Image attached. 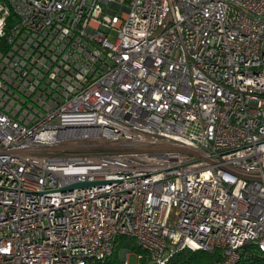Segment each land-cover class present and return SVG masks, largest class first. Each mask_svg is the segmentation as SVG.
I'll list each match as a JSON object with an SVG mask.
<instances>
[{"label": "built area", "instance_id": "1", "mask_svg": "<svg viewBox=\"0 0 264 264\" xmlns=\"http://www.w3.org/2000/svg\"><path fill=\"white\" fill-rule=\"evenodd\" d=\"M123 236L264 256V0H0V264Z\"/></svg>", "mask_w": 264, "mask_h": 264}, {"label": "trees", "instance_id": "2", "mask_svg": "<svg viewBox=\"0 0 264 264\" xmlns=\"http://www.w3.org/2000/svg\"><path fill=\"white\" fill-rule=\"evenodd\" d=\"M123 240H130L134 242L132 239L128 237H117L115 239V249L113 255L111 257V262H116L117 260V247L119 243ZM135 245V244H134ZM134 249L137 253H142V264H148V257L145 253H143L139 248L134 246ZM220 260V252L215 250L213 252L206 251L203 249H189L185 248L175 252L169 259L168 264H215L216 261ZM256 264H264V256L256 258L254 260Z\"/></svg>", "mask_w": 264, "mask_h": 264}, {"label": "rangeland", "instance_id": "3", "mask_svg": "<svg viewBox=\"0 0 264 264\" xmlns=\"http://www.w3.org/2000/svg\"><path fill=\"white\" fill-rule=\"evenodd\" d=\"M133 245H134V242H132L130 240L121 241L119 243V246L117 247V258H119L122 250H127V251H129L128 264H136L137 263V257H136L137 252L134 249Z\"/></svg>", "mask_w": 264, "mask_h": 264}, {"label": "water", "instance_id": "4", "mask_svg": "<svg viewBox=\"0 0 264 264\" xmlns=\"http://www.w3.org/2000/svg\"><path fill=\"white\" fill-rule=\"evenodd\" d=\"M101 181H83V182H76L73 184H70L68 186H65L62 188V190H71L73 188H83V187H89L91 185L99 184Z\"/></svg>", "mask_w": 264, "mask_h": 264}]
</instances>
